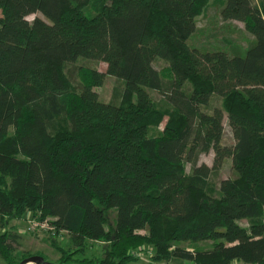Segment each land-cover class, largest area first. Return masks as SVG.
<instances>
[{"label":"trees","instance_id":"16d2710c","mask_svg":"<svg viewBox=\"0 0 264 264\" xmlns=\"http://www.w3.org/2000/svg\"><path fill=\"white\" fill-rule=\"evenodd\" d=\"M203 1L0 0V218L39 212L71 239L103 244L101 259L76 264L137 263L143 247L149 264H264V4L220 0L221 19L254 39L229 57L187 46ZM78 60L105 64L121 82L115 101L91 91L96 72L78 82L79 68L68 70ZM212 96L222 107L205 114ZM224 118L232 147L222 145ZM210 152L212 166L198 164ZM226 159L231 177L215 198L210 178ZM105 210L115 211L111 231ZM17 241L0 233L5 264L24 260L10 256Z\"/></svg>","mask_w":264,"mask_h":264},{"label":"rangeland","instance_id":"374dc122","mask_svg":"<svg viewBox=\"0 0 264 264\" xmlns=\"http://www.w3.org/2000/svg\"><path fill=\"white\" fill-rule=\"evenodd\" d=\"M256 5L264 4V0H253ZM221 2L220 0H205L197 10L196 31L188 39L187 46L190 49H196L201 52H224L229 57H242L246 51L253 45L254 39L247 32L245 26L238 22L228 21L224 22L220 17ZM84 14L88 18H93L95 13L91 6H86L83 9ZM34 16H30L27 20L31 22ZM154 68L167 78V65L161 60H155ZM79 68L78 82L83 85L89 84L91 73L96 72V78L100 81V85L92 87L91 91L95 92L98 100L101 103H110L116 100V94L121 88V82L115 78L106 76V66L101 62L78 60L69 67V72L74 73ZM123 87V85H122ZM143 93L148 96L151 103L157 108L162 106V99L154 91L144 89ZM115 96V99H114ZM136 96H134L135 98ZM204 104H206L202 111L205 114L211 113L215 108L222 107V101L217 97H210ZM166 119L163 120L160 126L150 128L148 130V137H157L162 132ZM16 136L15 129L8 131L9 138ZM222 145L232 147L234 140L232 131L228 127L227 120H223V139ZM213 153L200 155L198 164H205L208 167L212 166ZM185 172H190V166L185 167ZM231 177V161L226 159L221 169L216 175L210 178L209 193L212 197L218 198L220 196L219 183L223 179ZM105 229L111 231L115 226V211L105 210ZM51 218L36 213L35 217L29 213L17 214L14 217L0 218V233H7L8 235L16 234L18 241L13 245L17 251L10 253L11 258L16 262L21 259L32 256H39L43 258L48 264H61L60 252H65L66 256H70L71 261L68 264H76L82 258L99 260L102 258L104 246L101 243H92L85 241H75L70 238L65 232H57L52 228L50 223ZM238 225L247 227L246 221H238ZM29 229V230H28ZM205 243L202 246L209 245ZM183 248H193L189 244H180ZM78 250H82L78 251ZM138 256L137 263L131 264H149L150 257L153 250L147 247L141 249ZM136 253V252H135ZM0 264H5L0 259ZM152 264H183L178 261L154 262Z\"/></svg>","mask_w":264,"mask_h":264},{"label":"water","instance_id":"95a60500","mask_svg":"<svg viewBox=\"0 0 264 264\" xmlns=\"http://www.w3.org/2000/svg\"><path fill=\"white\" fill-rule=\"evenodd\" d=\"M17 264H48L43 258L39 256H32L22 260Z\"/></svg>","mask_w":264,"mask_h":264},{"label":"crops","instance_id":"0c3cea01","mask_svg":"<svg viewBox=\"0 0 264 264\" xmlns=\"http://www.w3.org/2000/svg\"><path fill=\"white\" fill-rule=\"evenodd\" d=\"M180 263L189 264V263H186V262H180ZM232 264H243V263H240V262H232Z\"/></svg>","mask_w":264,"mask_h":264},{"label":"built area","instance_id":"2783aa9c","mask_svg":"<svg viewBox=\"0 0 264 264\" xmlns=\"http://www.w3.org/2000/svg\"><path fill=\"white\" fill-rule=\"evenodd\" d=\"M139 254H140V252H137V253H134L133 255H134V257L138 258Z\"/></svg>","mask_w":264,"mask_h":264}]
</instances>
